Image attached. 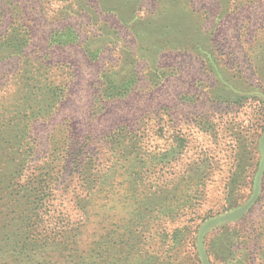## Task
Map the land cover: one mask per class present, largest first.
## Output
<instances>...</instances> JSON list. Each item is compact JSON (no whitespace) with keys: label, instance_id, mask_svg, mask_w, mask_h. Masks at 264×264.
I'll use <instances>...</instances> for the list:
<instances>
[{"label":"rangeland","instance_id":"374dc122","mask_svg":"<svg viewBox=\"0 0 264 264\" xmlns=\"http://www.w3.org/2000/svg\"><path fill=\"white\" fill-rule=\"evenodd\" d=\"M5 110L0 264H264V0H0ZM64 132L91 182L66 164L51 204L76 237L50 247L7 185Z\"/></svg>","mask_w":264,"mask_h":264},{"label":"trees","instance_id":"16d2710c","mask_svg":"<svg viewBox=\"0 0 264 264\" xmlns=\"http://www.w3.org/2000/svg\"><path fill=\"white\" fill-rule=\"evenodd\" d=\"M60 33L61 32H57L55 37H58L60 39L62 36V34ZM29 34L30 33L27 28L22 26V28H19V30L8 31L7 39H14V41L16 40L12 47L17 49L20 46V42H23L25 44L29 42ZM68 42L71 43V41L67 40L66 42L59 41L57 44L63 46V44L66 45L68 44ZM51 84L52 83H50V85ZM66 87V85H62L60 88L48 87L46 89V92L48 93L52 101L56 100L57 102H59L64 99L68 94V88ZM28 92L29 93H27L26 95H32V89ZM37 112L41 113L43 112V110H39ZM5 115L6 110L3 111L2 115L0 116L5 117ZM32 115H34V113ZM29 124V122H26L23 128H29ZM33 146L34 145L32 143V148ZM76 146L78 145H76V143H74L70 136L66 135L64 132L63 137L59 138V140L57 139L54 142L53 153L49 156V158L46 159V161L41 166H39L38 168L36 167L35 169H32L30 171L26 169V166H23L25 165L26 161L23 163L22 157L20 159V162L23 164L19 165L15 169L14 177L11 176L8 180L7 187H15V189L18 191V196L21 193L23 194L22 196H19V198L26 203L24 208H26L27 217L22 221V223L25 221L24 224L26 225V229L24 231L28 232L29 237L32 238V240L36 243L38 241L43 243V245L48 244V246L51 247L52 245L60 246L65 240H70L72 242H74L75 240L73 236H71L72 233L75 234L76 237V233H73L74 230H72L74 224L68 222L67 218L61 215L60 213H57L56 210L53 212L54 207L52 208L51 203L53 201L54 191L59 182L64 177L67 163L72 166L73 164L78 162V168L76 170H73V172L76 174L78 181L82 182L86 180L87 182H91V173L82 172L79 170L80 165L82 163V160L80 159V155L82 153L77 150L78 147L74 150ZM32 148H28L27 155H25V157L28 159V162L31 158L30 156H32ZM113 178L114 177H112L111 179ZM108 179L110 181L108 187H106V181L99 182V191L105 193V196L100 197L99 200L101 201L100 203H98V205L102 209L110 208L109 196L111 194L112 187L111 179ZM23 182L24 184H21ZM81 189L83 191H88L84 185L81 186ZM96 191L97 190L92 191L93 194ZM89 196L90 194L86 192L85 197L87 198ZM118 199L119 204L129 205V201H127L128 198L125 193H123V195ZM51 212L55 216L51 215ZM5 218L9 219L7 217ZM12 223L18 224L16 221H7V223L3 224V229L8 227ZM20 226L19 224L18 226H16V232L21 230ZM186 230V228L178 230V234L174 235V237H177L181 241ZM200 239H202V237H199V240ZM201 256L203 258H206V256L202 255V253Z\"/></svg>","mask_w":264,"mask_h":264}]
</instances>
